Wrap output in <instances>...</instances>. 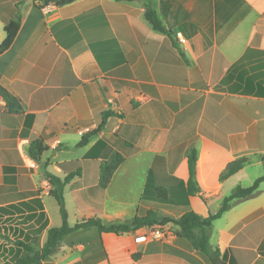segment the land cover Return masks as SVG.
<instances>
[{"label":"crops","instance_id":"0c3cea01","mask_svg":"<svg viewBox=\"0 0 264 264\" xmlns=\"http://www.w3.org/2000/svg\"><path fill=\"white\" fill-rule=\"evenodd\" d=\"M147 1L173 35L153 28ZM18 16V34L0 54V84L20 100L10 111L0 96L3 264L23 254L16 242L40 249L49 229L61 226L48 174L65 179L76 167L62 163L82 167L64 188L71 226L91 217L126 223L149 210L157 211L156 220L187 211L208 217L237 187L262 176L264 0H0V44ZM85 128L91 131L80 134ZM84 136L89 140L79 146ZM33 137L46 147L38 159L29 154ZM193 148L201 195L185 203L179 195L187 189ZM117 153L125 160L103 190L100 166ZM240 157L250 162L221 180ZM150 171L175 202L144 197ZM207 232L227 264H264V181ZM12 246L16 253L5 263ZM43 264L214 263L169 223L122 233L82 228Z\"/></svg>","mask_w":264,"mask_h":264},{"label":"trees","instance_id":"16d2710c","mask_svg":"<svg viewBox=\"0 0 264 264\" xmlns=\"http://www.w3.org/2000/svg\"><path fill=\"white\" fill-rule=\"evenodd\" d=\"M46 3L54 1L56 5H64L71 3L76 0H45ZM145 16L148 21L152 24L153 28L157 31L163 32L168 35H173V30L169 29L163 22L157 6L151 1L145 3ZM22 17L18 16L15 20L10 21L5 26L6 37L0 44V54L5 52L14 42L16 35L21 26ZM0 96L6 101L7 107L10 111L17 110L20 108V100L8 91L4 86L0 84ZM109 113L104 114L103 123L99 126L102 129L105 125L106 117ZM89 138L84 136L80 141L79 146L87 144ZM42 140L33 137L29 146V154L31 157L38 159L45 151ZM264 164V154L260 156ZM125 160V155L121 153L115 154L109 161L104 162L100 166V187L104 190L110 183L115 171L118 169L120 164ZM189 162V180L187 189L184 193L179 195V198L183 202H188L189 196L199 194L201 195V188L197 181V162L198 152L197 149L193 148L188 156ZM250 162L248 157H240L228 164L226 169L222 172L220 179L224 180L233 174L241 170L246 164ZM62 167L76 165L75 169L70 171L65 179H61L52 174H48V178L53 184L51 194L56 198L60 213L62 216V224L58 227H52L48 231V237L44 245L40 249H36L34 245L27 244L24 242H18L20 246L24 248L23 254L13 260L10 264H32L40 263L54 255L67 235L70 233L87 228L89 226H96L101 233L112 232H132L142 227L152 225H166L172 224L173 231L176 235L186 237L189 239L194 247L198 250L206 253L214 264H227L226 259L222 256L221 250L214 246L210 241V236L207 229L213 225L215 219L221 217L234 204L239 200H244L255 196L258 192L260 184L264 181V175L258 177L255 182L248 187H237L234 192L225 198L220 210L215 214H210L208 217H203L195 211H187L179 219L171 217H164L162 220H156L153 217L157 215L156 210H149L145 216H136L131 221L121 224H105L100 217H91L83 221L77 222L74 226H71L68 221V211L66 208L64 198L65 185L70 182L75 176L81 174L80 161H70L60 164ZM172 191V190H171ZM153 196L161 202H175L177 197L170 195V191L163 185L156 186L153 180V172H149L148 181L144 191V197ZM264 254V253H263ZM134 259H138V255H134ZM1 264V263H0Z\"/></svg>","mask_w":264,"mask_h":264},{"label":"rangeland","instance_id":"374dc122","mask_svg":"<svg viewBox=\"0 0 264 264\" xmlns=\"http://www.w3.org/2000/svg\"><path fill=\"white\" fill-rule=\"evenodd\" d=\"M260 175H263L264 174V167L263 166H261V170H260ZM71 218H72V220H71V223H74V221H73V219H74V216H73V213L71 214ZM11 242H13V243H15L16 241H14V239L13 240H11L9 243H11ZM16 244H18V242H16ZM15 246H12V248L11 249H7L6 250V252L3 254V256H4V261H7V262H5V263H8L9 262V258L12 256V255H15V253H16V250H15ZM1 264H3L2 262H0Z\"/></svg>","mask_w":264,"mask_h":264},{"label":"built area","instance_id":"2783aa9c","mask_svg":"<svg viewBox=\"0 0 264 264\" xmlns=\"http://www.w3.org/2000/svg\"><path fill=\"white\" fill-rule=\"evenodd\" d=\"M90 131H91L90 128H85V129H83V130H80L79 133H80V134H85V133L90 132ZM154 236H156V233H151L150 235H145V234H143V235H139V236L136 237V241H138V242H140V241H144V240H146L147 238H149V237H154ZM84 248H85V246H84Z\"/></svg>","mask_w":264,"mask_h":264}]
</instances>
